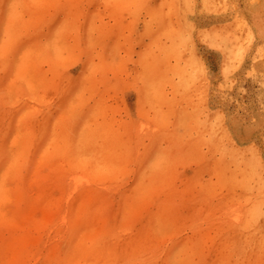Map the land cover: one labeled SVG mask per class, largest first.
I'll return each instance as SVG.
<instances>
[{
  "label": "rangeland",
  "instance_id": "1",
  "mask_svg": "<svg viewBox=\"0 0 264 264\" xmlns=\"http://www.w3.org/2000/svg\"><path fill=\"white\" fill-rule=\"evenodd\" d=\"M247 5V0H0L5 151L0 156V264H264V43L247 37ZM77 175L86 180L77 181ZM236 212L244 216L237 218Z\"/></svg>",
  "mask_w": 264,
  "mask_h": 264
},
{
  "label": "bare ground",
  "instance_id": "2",
  "mask_svg": "<svg viewBox=\"0 0 264 264\" xmlns=\"http://www.w3.org/2000/svg\"><path fill=\"white\" fill-rule=\"evenodd\" d=\"M160 1H161V0H160ZM247 1H248V5H247V8H246V9H247V15H246L245 18H244L243 28H244V30L246 31V33L248 34L247 37L249 36L250 40H254V42H255V41H259V42H263V43H264V0H247ZM168 3L170 4V2H168ZM161 5H162V3H161ZM171 5H172V4H171ZM195 7H196V6H195ZM195 7H194V8H195ZM122 8H123V7H122ZM167 8H168V7H167ZM174 8H175V7H174ZM195 10H196V9H195ZM74 11H75V10H74ZM74 11H73V12H74ZM197 12H198V11H197ZM199 12H200V11H199ZM193 13H194V12H193ZM186 14H187V13H186ZM195 14H197V13H195ZM200 14H202V13H200ZM154 15H156V14H154ZM212 15H213V14H212ZM193 16H194V15H193ZM196 16H197V15H196ZM198 16H199V15H198ZM217 16H218V15H217ZM227 16H228V15H227ZM208 17H210V16H208ZM151 18H153V17H151ZM186 18H187V17H186ZM220 18H221V17H220ZM224 18H225V17H224ZM190 19H191V15H190ZM207 19H208V18H207ZM227 19H228V18H227ZM227 19H226V20H227ZM230 19H231V18H230ZM230 19H229V20H230ZM152 20H154V18H153ZM223 20H224V19H223ZM204 22H205V21H204ZM207 23H208V22H207ZM207 23H206V24H207ZM213 23H214V22H213ZM199 24H201V23H199ZM210 24H211V23H210ZM166 26H167V25H166ZM203 26H205V25H203ZM173 27H174V26H173ZM163 29H164V28H163ZM171 30H173V29H171ZM175 30H176V29H175ZM175 30H174V31H175ZM191 30H192V29H191ZM51 31H52V30H51ZM160 31L162 32V30H160ZM164 31H165V30H164ZM168 31H169V30H168ZM174 31H173V33H174ZM169 32H170V31H169ZM178 32H179V31H178ZM178 32H176V33H178ZM49 33H50V32H49ZM108 33H109V32H108ZM185 33H186V32H185ZM170 34H171V32H170ZM211 34H212V33H211ZM211 34H210V35H211ZM158 35H159V34H158ZM167 35H168V32H167ZM173 35H174V34H173ZM178 35H179V33H178ZM181 35H182V34H181ZM212 35H213V34H212ZM219 35H221V34H219ZM24 36H26V35H24ZM156 36H157V34H156ZM160 36L162 37V35H160ZM160 36H159V37H160ZM165 36H166V35H165ZM168 36H169V35H168ZM189 36H191V35H189ZM207 36H208V35H207ZM216 36L219 37L218 35H216ZM216 36H215V37H216ZM222 36H224V35H222ZM45 37H46V36H45ZM169 37H170V36H169ZM177 37H178V36H177ZM186 37H187V36H186ZM20 38H21V37L19 36V37H18V40H19ZM156 38H157V37H156ZM167 38H168V37H167ZM171 38H172V37H171ZM182 38H184V37L182 36ZM182 38H181V39H182ZM212 38H213V36H212ZM154 39H155V38H154ZM168 39H170V38H168ZM76 40H77V38H76ZM170 40H171V39H170ZM152 41H153V40H152ZM160 41H161V39H160ZM196 41H197V39H196ZM219 41H220V40H219ZM20 42H22V41H20ZM26 42H27V41H26ZM171 42H172V41H171ZM181 42H182V41H181ZM222 42H223V41H222ZM27 43H30V42H27ZM36 43H37V42H36ZM39 43H40V42H39ZM150 43H152V42H150ZM169 43H170V42H169ZM173 43H174V40H173L172 44H173ZM183 43H185V41H183ZM191 43H192V42H191ZM227 43H228V42H227ZM223 44H224V42H223ZM38 45H39V44H38ZM51 45H52V44H51ZM152 45H153V44H152ZM157 45H158V44H157ZM161 45H162V44L160 43V47H162ZM163 45H167V44L164 42ZM174 45H175V43H174ZM174 45H173V46H174ZM177 45H178V44H177ZM15 46H16V45H15ZM173 46L171 45V47H173ZM227 46H229V45H227ZM179 47H180V45H179ZM189 47H190V46H189ZM207 47H208V46H207ZM224 47H225V46H224ZM157 48H158V47H157ZM175 48H176V47H175ZM177 48H178V46H177ZM183 48H184V47H183ZM195 48H196V47H195ZM159 49H160V48H159ZM179 49H180V48H179ZM47 50H49V49H47ZM173 50H174V48H173ZM173 50H172V51H173ZM188 50H189V48H188ZM191 50H192V49H191ZM213 50H214V49H213ZM144 51H146V50H144ZM154 51H155V50H154ZM158 51H159V50H158ZM161 51H162V50H161ZM166 51H167V50H166ZM166 51H165V52H166ZM152 52H153V51H152ZM167 52H168V51H167ZM167 52L165 53V56H167V55H166ZM48 53H49V52H48ZM48 53H47V54H48ZM147 53H148V52H146V55H148ZM157 53H158V52H157ZM162 53H163V52H162ZM177 53L180 54V50H179V52H177ZM189 53H190V51H189ZM49 54H50V53H49ZM49 54H48V55H49ZM143 54H144V53H143ZM143 54H142V55H143ZM150 54H151V52H150ZM153 54H154V52H153ZM48 55H47V56H48ZM142 55L139 56V57H141V59H142ZM151 55H152V54H151ZM151 55H150V56H151ZM190 55H191V53H190ZM215 55H216V54H215ZM162 56H163V55H162ZM162 56H160V54H159V57H162ZM179 56H180V55H179ZM191 57H192V55H191ZM208 57H209V56H208ZM130 58H131V57H130ZM246 58H247V57H246ZM48 59H49V58H48ZM147 59H148V58H147ZM164 59H165V58H164ZM196 59H197V58H196ZM143 60H144V59H143ZM151 60H152V59H151ZM172 60H173V59H172ZM191 60L193 61V59H191ZM194 60H195V59H194ZM170 61H171V60H170ZM250 61H251V60H250ZM149 62L154 63L153 61H149ZM163 62H164V60H163ZM190 62H191V61H190ZM197 62H198V61H197ZM207 62H208V61H207ZM156 63H157V62H156ZM156 63H154V64H156ZM174 63H175V62H174ZM174 63H172V64H174ZM185 63H186V62H185ZM192 63H193V62H192ZM199 63H200V65H202L200 61H199ZM246 63H247V62H246ZM190 64H191V63H190ZM243 64H244V63H243ZM69 65H70V64H69ZM103 65H104V64H103ZM174 65H176V64H174ZM196 65H198V63H197ZM200 65H198V66H200ZM8 66H9V65H6V67H8ZM52 66H53V65H52ZM65 66H66V65H65ZM138 66H139V65H137V67H138ZM152 66L155 67V65H152ZM176 66H178V65H176ZM181 66H183V64H182ZM181 66H180V67H181ZM187 66H188V64H187ZM57 67H59V66H57ZM67 67H68V66H67ZM103 67H104V66H103ZM124 67H125V66H124ZM154 67H151V68H152V71H153V69H155ZM168 67H169V66H168ZM174 67H175V66H174ZM178 67H179V66H178ZM194 67H196V66H194ZM243 67H244V66H243ZM243 67H242V68H243ZM4 68H5V67H4ZM8 68H9V67H8ZM54 68H55V66H54ZM61 68H62V67H61ZM61 68H60V69H61ZM63 68H64V66H63ZM100 68H101V67H100ZM125 68H126V67H125ZM240 68H241V67H240ZM101 69H103V68H101ZM172 69H173V68H171L170 70L172 71ZM183 69H184V68H183ZM191 69H192V68H191ZM191 69H190V70H191ZM193 69H194V68H193ZM214 69H215V68H214ZM218 69H219V68H218ZM165 70H166V69H165ZM170 70H169V71H170ZM173 70H174V69H173ZM185 70H186V67H185ZM197 70H198V69H197ZM240 70H241V69H240ZM240 70H239V72H240ZM8 71H9V70H8ZM35 71H36V70H35ZM35 71H34V72H35ZM58 71H59V70H58ZM160 71H161V70H160ZM174 71H175V70H174ZM177 71H178V70H177ZM177 71H176V72H177ZM180 71H181V70H180ZM237 71H238V70H237ZM41 72H42V71H41ZM69 72H70V71H69ZM71 72H72V71H71ZM161 72H162V71H161ZM163 72H164V71H163ZM166 72H167V70L165 71V73H166ZM178 72H179V71H178ZM185 72H187V71H185ZM37 73H38V71H37ZM80 73H81V72H80ZM124 73H125V72H124ZM165 73H164V75H165ZM169 73H170V72H169ZM179 73H180V72H179ZM190 73H191V72H190ZM33 74H34V73H33ZM58 74H59V73H58ZM68 74H70V73H68ZM155 74H156V73H155ZM158 74H159V73H158ZM162 74H163V73H162ZM2 75H3V74H2ZM60 75H61V74H60ZM126 75H127V74H126ZM153 75H154V74H153ZM159 75H160V74H159ZM166 75H167V73H166ZM174 75H175V74H174ZM197 75H198V74H197ZM242 75H244V73H243ZM45 76H46V75H45ZM127 76H128V75H127ZM167 76H168V75H167ZM167 76H166V77H167ZM170 76H171V75H170ZM180 76H181V75H180ZM185 76H187V75H185ZM229 76H230V75H229ZM231 76H232V75H231ZM1 77H2V76H1ZM3 77H4V76H3ZM3 77H2V78H3ZM40 77H41V76H40ZM43 77H44V76H43ZM67 77H68V76H67ZM158 77H159V76H158ZM213 77H214V76H213ZM243 77H244V76H243ZM128 78H129V77H128ZM163 78H164V76H163ZM177 78H178V77H177ZM177 78H176V80H177ZM196 78H197V76H196ZM239 78H240V77H239ZM244 78H245V77H244ZM36 79H37V78H36ZM126 79H127V78H126ZM154 79H155V77H154ZM50 80H51V79H50ZM66 80H67V79H66ZM66 80H65V81H66ZM137 80H138V79H136V81H137ZM48 81H49V80H48ZM53 81H54V80H53ZM133 81H135V79H134ZM174 81H175V80H174ZM190 81H191V80H190ZM45 82H46V80H45ZM171 82H172V81H171ZM46 83H48V82H46ZM51 83L54 84V82H52V81H51ZM64 83H65V82H64ZM64 83H63V84H64ZM107 83H108V82H107ZM107 83H106V84H107ZM125 83H126V81H125ZM134 83H135V82H134ZM168 83H169V85H170V82H168ZM190 83H191V82H190ZM201 83H202V81H201ZM215 83H216V82H215ZM53 84H52V85H53ZM135 84H136V83H135ZM162 84H163V83H162ZM49 85H50V84H49ZM74 85H75V84H74ZM110 85H111V84H110ZM201 85H204V84H201ZM19 86L22 87L21 85H19ZM64 86H65V85H64ZM128 86H129V84H128ZM163 86L165 87L164 84H163ZM166 86H167V85H166ZM191 86H192V84H191ZM193 86H194V85H193ZM232 86H233V84H232ZM4 87H5V85H4ZM46 87H47V86H46ZM57 87H58V85H57ZM57 87H55V88H57ZM179 87H180V86H179ZM201 87H202V86H201ZM73 88H74V87H73ZM73 88H72V90H73ZM188 88H189V87H188ZM196 88H198V87H196ZM1 89H2V88H1ZM20 89H21V88H20ZM43 89H44V88H43ZM63 89H64V88H63ZM129 89H131V88H129ZM165 89H166V88H165ZM24 90H26V89H24ZM39 90H40V89H39ZM70 90H71V89H70ZM131 90H132V89H131ZM137 90H138V88H137ZM141 90H142V89H141ZM190 90H191V89H190ZM166 91H167V90H166ZM169 91H170V90H169ZM185 91H186V90H185ZM194 91H195V90H194ZM59 92H60V91H59ZM68 92H69V91H68ZM167 92H168V91H167ZM183 92H184V91H183ZM257 92H258V91H257ZM259 92H261V91H259ZM20 93H21V92H20ZM20 93H19V94H20ZM23 93H24V92H23ZM125 93H126V92H125ZM125 93H124V94H125ZM163 93H164V92H163ZM165 93H166V92H165ZM191 93H192V92H191ZM255 93H256V92H255ZM39 94H40V93H39ZM70 94H71V93H70ZM172 94H173V91H172ZM182 94H183V93H182ZM194 94H195V93H194ZM194 94H192V95H194ZM259 94H260V93H259ZM21 95H23V94H21ZM21 95H20V96H21ZM43 95H44V94H42V97H43ZM122 95H123V94H122ZM0 96H2V95H0ZM16 96H17V95H16ZM70 96H71V95H70ZM124 96H125V95H124ZM3 97H4V96H3ZM28 97H29V95H28ZM30 97H31V96H30ZM39 97H40V96H39ZM22 98H23V97H22ZM175 98H176V97H175ZM184 98H185V97H184ZM37 99H38V98H37ZM179 99H181V98H179ZM190 99H191V98H190ZM261 99H262V97H261ZM261 99H260V100H261ZM5 100H7V99H5ZM44 100H45V98H44ZM135 100H136V99H135ZM3 101H4V100H3ZM23 101H24V100H23ZM23 101H22V102H23ZM38 101H39V100H38ZM142 101H143V100H142ZM142 101H141V102H142ZM179 101H180V100H179ZM188 101H189V99H188ZM192 102H193V99H192ZM211 102H212V101H211ZM4 103H6V102H4ZM18 103H19V102H18ZM28 103H29V102H28ZM41 103H42V102H41ZM44 103H47V102H44ZM134 103H135V102H134ZM136 103H137V101H136ZM30 104H31V103H29V105H30ZM47 104H48V103H47ZM50 104H51V103H50ZM123 104H124V102H123ZM140 104H141V103H140ZM188 104H189V103H188ZM188 104H187V105H188ZM197 104H198V103H197ZM9 105H10V104H9ZM22 105H23V104H22ZM172 105H173V104H172ZM11 106H12V105H11ZM24 106H25V105H24ZM140 106H141V105H139L138 107L140 108ZM165 106H166V105H165ZM212 106H213V104H212ZM19 107H20V106H19ZM32 107H33V106H32ZM32 107H31V108H32ZM36 107H37V106H36ZM44 107H45V106H44ZM133 107H134V106H133ZM179 107H180V106H179ZM186 107H187V106H186ZM201 107H202V106H201ZM37 108H38V107H37ZM37 108H36V109H37ZM63 108H64V107H63ZM92 108H93V107H92ZM144 108H145V107H144ZM193 108H195V107H193ZM123 109H124V106H123ZM136 109H137V108H136ZM191 109H192V108H191ZM195 109H196V108H195ZM37 110H38V109H37ZM56 110H57V109H56ZM118 110H119V107H118ZM132 110H133V109H132ZM199 110H200V109H199ZM4 111H5V110H4ZM7 111H8V110H7ZM35 111H36V110H34V112H35ZM77 111H78V110H77ZM88 111H89V110H88ZM140 111H141V110H140ZM150 111L152 112V110H150ZM202 111H203V110H202ZM202 111H201V112H202ZM261 111H262V110H261ZM9 112H10V111H9ZM37 112H38V111H37ZM37 112H35V113L37 114ZM79 112H80V111H79ZM124 112H125V111H124ZM124 112H123V113H124ZM132 112H133V111H132ZM176 112H178V111H176ZM176 112H175V113H176ZM194 112H195V111H194ZM259 112H260V111H259ZM262 112H263V111H262ZM3 113H4V112H3ZM3 113H2V114H3ZM16 113H17V110L15 111L14 114H16ZM19 113H20V112H19ZM54 113H55V112H54ZM75 113H76V112H75ZM75 113H74V114H75ZM179 113H180V112H179ZM195 113H197V112H195ZM204 113H205V112H204ZM12 114H13V113H12ZM31 114H32V113H31ZM57 114H58V113H57ZM100 114H101V113H100ZM100 114H99V115H100ZM131 114H132V113H131ZM131 114H130V115H131ZM28 115H29V114H28ZM33 115H35V114H33ZM70 115H71V114H70ZM86 115H87V112H86ZM86 115H85V116H86ZM205 115H206V114H205ZM205 115H203V116H205ZM230 115H231V114H230ZM83 116H84V115H83ZM83 116H82V117H83ZM95 116H97V114H96ZM101 116H103V113H102ZM141 116H142V115H141ZM199 116H200V115H199ZM207 116H208V115H207ZM0 117H1V116H0ZM11 117H12V116H11ZM22 117H24V116H22ZM50 117H51V116H50ZM69 117H70V116H69ZM72 117H75V116H72ZM130 117H132V116H130ZM220 117H221V116H220ZM13 118H14V115H13ZM13 118H11V119H13ZM15 118H16V117H15ZM55 118H56V117H55ZM80 118H81V117H80ZM98 118H99V117H98ZM104 118H105V117H104ZM107 118H108V117H107ZM109 118H110V117H109ZM109 118L107 119L108 121H110ZM111 118L113 119L114 117H111ZM140 118H141V117H140ZM214 118H215V117H214ZM218 118H219V116H218ZM66 119H67V118H66ZM70 119H71V118H70ZM96 119H97V117H96ZM96 119H95V120H96ZM130 119H131V118H130ZM138 119H139V118H138ZM198 119H199V118H198ZM48 120H49V119H48ZM51 120H52V118H51ZM53 120H54V119H53ZM61 120H62V119H61ZM101 120H103V118H101ZM101 120H100V121H101ZM105 120H106V119H104V120H103L104 122H103V121H102V122L105 123ZM113 120H114V119H113ZM117 120H118V119H117ZM119 120H120V119H119ZM121 120H122V119H121ZM141 120H142V119H141ZM141 120H140V121H141ZM200 120H201V119H200ZM206 120H207V119H206ZM217 120H218V119H217ZM14 121H15V120H14ZM66 121H67V120H66ZM81 121H82V120H81ZM100 121H98V123H99ZM122 121H123V120H122ZM122 121H121V122H122ZM190 121H191V120H190ZM207 121H208V120H207ZM21 122H22V120H21ZM49 122H50V120H49ZM51 122H52V121H51ZM60 122H61V121H60ZM60 122H59V123H60ZM67 122H68V121H67ZM77 122H79V121H77ZM96 122H97V121H96ZM96 122H93V123H96ZM114 122H115V121H114ZM154 122H155V121H153V123H154ZM191 122H192V121H191ZM195 122H196V121H195ZM195 122H194V123H195ZM219 122H220V121H219ZM118 123H120V122H118ZM131 123H132V121H131ZM194 123H193V124H194ZM209 123H210V122H209ZM228 123H230V122H228ZM16 124H17V123H16ZM48 124H49V123H48ZM62 124H63V122H62ZM71 124H72V123H71ZM76 124H77V123H76ZM107 124H108V123H107ZM189 124H190V123H189ZM244 124H245V123H244ZM49 125H50V124H49ZM52 125H53V122H52ZM80 125H81V124H80ZM104 125H105V124H104ZM120 125H121V124H120ZM120 125H119V126H120ZM144 125H145V124H144ZM231 125H232V124H231ZM8 126H9V125H8ZM12 126H13V124H12ZM50 126H51V125H50ZM76 126H77V125H76ZM109 126H111V129H110L111 131L115 128V127H114V128L112 129V126H113V125H109ZM109 126L107 125V127H105V128H108ZM131 126H132V125H131ZM141 126H142V124H141ZM152 126H153V125H152ZM152 126H151V128H152ZM208 126H209V125H208ZM21 127H22V126H21ZM23 127H24V126H23ZM26 127H28V128H33L32 121H29V122L26 121ZM48 127H49V126H48ZM117 127H118V126H117ZM123 127H124V126H123ZM135 127H136V126H135ZM196 127H197V125H196ZM196 127H195V128H196ZM213 127H214V125H213ZM262 127H263V126H262ZM8 128L10 129V127H7V129H8ZM90 128L93 129L92 127H90ZM136 128H138V127H136ZM139 128H140V127H139ZM154 128H155V127H154ZM195 128H194V129H195ZM197 128H198V127H197ZM197 128H196V129H197ZM199 128H200V127H199ZM202 128H203V126H202ZM230 128H231V127H230ZM7 129H6V130H7ZM9 129H8V130H9ZM116 129H117V128H116ZM119 129H120V128H119ZM124 129H125V128H124ZM166 129H167V128H166ZM166 129H165V130H166ZM200 129H201V128H200ZM204 129H205V128H204ZM207 129H208V128H207ZM216 129H217V128H216ZM223 129H224V128H223ZM234 129H235V128H234ZM0 130H1V128H0ZM22 130H23V129H22ZM45 130H46V128H45ZM45 130H44V131H45ZM55 130H56V129H55ZM110 130H109V131H110ZM127 130H128V129H127ZM157 130H158V128H157ZM88 131H89V130H88ZM121 131H122V130H121ZM161 131H162V130H161ZM8 132H9V131H8ZM56 132H57V131H56ZM59 132H60V130H59ZM95 132H96V131H95ZM107 132H108V131H107ZM114 132H116V131H113L112 133H114ZM119 132H120V131H119ZM119 132H118V133H119ZM263 132H264V131H263ZM31 133H32V132H31ZM31 133L29 132V134H31ZM48 133H50V132H48ZM92 133H93V132H92ZM121 133H122V132H121ZM131 133H132V132H131ZM161 133L163 134V132H161ZM161 133H160V134H161ZM166 133H167V132H166ZM166 133H165V134H166ZM197 133H200V132H197ZM203 133H204V132H202L201 134H203ZM261 133H262V132H261ZM46 134H47V131H46ZM59 134H60V133H59ZM63 134H66V133H63ZM87 134H88V133H87ZM96 134H97V133H96ZM103 134H106V133H103ZM107 134H108V133H107ZM114 134H115V133H114ZM162 134H161V135H162ZM201 134H199V135H201ZM3 135H4V134H3ZM5 135H6V133H5ZM119 135H120V134H119ZM131 135H132V134H131ZM171 135H172V134H171ZM199 135H198L197 137H199ZM95 136H97V135H95ZM98 136H99V135H98ZM98 136H97V137H98ZM107 136H108V135H107ZM114 136H115V135H114ZM116 136H117V135H116ZM116 136L113 137V140H117V141H118V138H116ZM134 136H135V135H134ZM156 136H157V135H156ZM162 136H163V135H162ZM162 136H161V137H162ZM226 136H227V135H226ZM251 136H252V134H251ZM31 137H32V136H31ZM89 137H90V136H89ZM104 137H105V136H104ZM170 137H171V136H170ZM174 137H175V136H174ZM201 137H202V136H201ZM213 137H214V136H213ZM213 137H212V138H213ZM239 137H240V136H239ZM4 138H5V137H4ZM100 138H101V137H100ZM107 138H108V137H106L105 139H107ZM115 138H116V139H115ZM125 138H126V137H125ZM135 138H136V137H135ZM157 138H158V137H157ZM159 138H160V137H159ZM162 138H164V137H162ZM162 138H160V139H162ZM199 138H200V137H199ZM246 138H247V137H246ZM24 139H25V138H24ZM67 139H68V136H67ZM88 139H89V138H88ZM92 139H93V138H92ZM92 139H91V140H92ZM126 139H127V138H126ZM131 139H132V137H131ZM153 139H154V138H153ZM202 139H203V138H202ZM228 139H229V138H228ZM4 140H5V139H4ZM57 140H58V139H57ZM60 140H61V139H60ZM62 140H63V139H62ZM97 140H98V139H97ZM103 140H104V138H103ZM151 140H152V138H151ZM175 140H176V139H175ZM198 140H199V139H198ZM200 140H201V138H200ZM207 140H208V139H207ZM248 140H249V139H248ZM37 141H38V140H37ZM39 141H40V140H39ZM63 141H64V140H63ZM66 141H67V140H66ZM82 141H83V145H86V144H84V140H82ZM89 141H90V140H89ZM95 141H96V140H95ZM109 141L111 142V139H110ZM121 141H123V140H121ZM124 141H125V140H124ZM124 141H123V142H124ZM144 141H145V140H144ZM157 141H158V139H157ZM161 141H162V140H161ZM161 141H160V142H161ZM176 141H177V140H176ZM201 141H202V140H201ZM205 141H206V140H205ZM214 141H217V140H214ZM57 142H58V141H57ZM61 142H62V141H61ZM70 142H71V141H70ZM80 142H81V140H80ZM91 142H92V141H91ZM100 142H101V141H100ZM110 142H109V143H110ZM128 142H129V140H128ZM133 142H134V141H133ZM206 142H207V141H206ZM206 142H204L203 144H205ZM223 142H224V141H223ZM27 143H28V142H27ZM41 143H42V140H41ZM54 143H55V141H54ZM89 143H90V142H89ZM94 143H95V142H94ZM96 143H97V142H96ZM98 143H99V142H98ZM103 143H104V142H103ZM103 143H102V144H103ZM117 143L119 144V142H117ZM146 143H147V142H146ZM173 143H174V142H173ZM200 143H201V142H200ZM200 143H199V144H200ZM224 143H225V142H224ZM28 144H29V143H28ZM39 144H40V143H39ZM59 144H60V146H61V143H59ZM77 144H78V143H77ZM99 144H100V143H99ZM99 144H98V145H99ZM110 144H111V143H110ZM112 144H113V143H112ZM112 144H111V145H112ZM147 144H148V143H147ZM147 144H146V145H147ZM150 144H151V142H150ZM157 144H158V143H157ZM174 144H175V143H174ZM219 144H220V143H219ZM74 145H75V144H74ZM78 145H79V144H78ZM87 145L89 146L88 143H87ZM87 145H86V146H87ZM92 145H93V144H92ZM106 145H107V143H106ZM114 145H115V143H114ZM114 145H113V146H114ZM125 145H126V144H125ZM131 145H132V144H131ZM144 145H145V144H144ZM146 145H145V146H146ZM159 145H160V144H159ZM209 145H210V144H209ZM223 145H224V144H223ZM3 146H4V144H3ZM3 146L0 144V156H1V157H2L3 153L5 154V151H4ZM30 146H31V145H30ZM35 146H36V147L39 146L38 143H37V145H35ZM56 146H57V145H56ZM62 146H63V143H62ZM67 146H68V144H67ZM86 146H85V147H86ZM95 146H96V144L94 145V147H95ZM102 146H103V145H102ZM116 146H117V144H116ZM118 146H119V145H118ZM126 146H127V145H126ZM135 146H136V145H135ZM145 146H144V147H145ZM157 146H158V145H157ZM175 146H176V145H175ZM210 146H211V145H210ZM212 146H213V145H212ZM176 147H177V146H176ZM200 147H202V146H200ZM207 147H208V146H207ZM33 148H34V147H33ZM97 148H98V146H97ZM102 148H105V147H102ZM102 148H101V149H102ZM115 148H116V147H115ZM115 148H114V150H115ZM119 148H120V147H119ZM139 148H140V147H139ZM146 148H147V147H146ZM146 148H145V149H146ZM149 148H150V147H149ZM149 148H148V149H149ZM209 148H210V147H209ZM215 148H216V147H215ZM229 148L231 149V148H233V147L230 146ZM244 148H245V147H244ZM50 149H51V148H50ZM50 149H49V150H50ZM58 149H59V148H58ZM63 149H65V148H63ZM67 149H68V148H67ZM86 149H87V147H86ZM111 149H112V148H111ZM111 149H110V150H111ZM227 149H228V148H226V150H227ZM235 149H236V148H235ZM237 149H238V148H237ZM239 149H240V147H239ZM239 149H238V150H239ZM54 150H55V149H54ZM54 150H53V151H54ZM112 150H113V149H112ZM114 150H113V151H114ZM125 150H126V148H125ZM128 150H129V149H128ZM134 150H135V149H134ZM150 150H151V149H150ZM209 150H210V149H209ZM238 150H237V151H238ZM244 150H245V149H244ZM32 151H33V149H32ZM51 151H52V150H51ZM58 151H59V150H58ZM75 151H77V150H75ZM87 151H88V150H87ZM102 151H104V150H102ZM106 151H108V148H107ZM131 151H132V150H131ZM215 151H216V150H215ZM219 151H220V150H219ZM221 151H222V150H221ZM229 151H231V150H229ZM234 151H236V150H234ZM250 151H252V150H250ZM34 152H35V151H34ZM55 152H56V151H55ZM116 152H117V151H116ZM142 152H143V150H142ZM232 152H233V151H232ZM50 153H51V152H50ZM63 153H64V152H63ZM97 153H98V152H97ZM107 153H109V151H108ZM117 153H118V152H117ZM119 153H120V152H119ZM194 153H195V152H194ZM198 153H199V152H198ZM205 153H206V152H205ZM222 153H223V152H222ZM236 153H239V152H236ZM240 153H241V152H240ZM255 153H256V152H255ZM55 154H56V153H55ZM59 154H60V153H59ZM59 154H58V155H59ZM75 154H76V153H75ZM103 154H104V153H103ZM110 154H111V153H110ZM113 154H114V153H113ZM121 154H122V153H121ZM149 154H150V153H149ZM252 154H253V153H252ZM252 154H251V155H252ZM27 155H28V154H27ZM32 155H33V154H32ZM51 155L53 156L54 154L51 153ZM114 155H115V154H114ZM243 155H244V154H243ZM23 156H24V155H23ZM56 156H57V155H56ZM87 156H88V155H87ZM98 156H99V155H98ZM104 156H105V155H104ZM119 156H120V155H119ZM254 156H255V155H254ZM1 157H0V159H1ZM3 157H4V156H3ZM108 157H109V155H108ZM108 157H107V158H108ZM117 157H118V156H117ZM120 157H121V156H120ZM211 157H212V156H211ZM218 157H219V156H218ZM220 157H221V156H220ZM220 157H219V158H220ZM259 157H260V156H259ZM69 158H70V157H69ZM73 158H74V157H73ZM75 158H76V157H75ZM98 158H100V157H98ZM147 158H148V157H147ZM243 158H244V157H243ZM246 158H247V157H246ZM19 159H20V158H19ZM50 159H52V158H50ZM115 159H116V158H115ZM138 159H139V158H138ZM207 159H208V158H207ZM215 159H216V157H215ZM235 159H237V158H235ZM257 159H259V158H257ZM23 160H24V157H23ZM71 160H72V159H71ZM182 160H183V159H182ZM204 160H205V159H204ZM213 160H214V159H213ZM237 160H239V158H238ZM237 160H236V161H237ZM260 160H261V158H260ZM180 161H181V160H180ZM208 161H210V160H208ZM211 161H212V160H211ZM48 162H50V161H48ZM69 162H70V161H69ZM71 162H75V161L72 160ZM78 162H79V161H78ZM90 162H91V161H90ZM136 162H137V161H136ZM142 162H143V161H142ZM212 162H213V161H212ZM215 162H216V161H215ZM234 162H235V161H234ZM250 162H251V161H250ZM29 163H30V162H29ZM50 163H51V162H50ZM145 163H146V162H145ZM261 163H262V162H261ZM59 164H60V163H59ZM62 164H63V163H62ZM80 164H81V162H80ZM91 164H92V163H91ZM123 164H124V163H123ZM140 164H141V163H140ZM140 164H139V165H140ZM205 164H206V163H205ZM213 164H214V162H213ZM252 164H253V163H252ZM254 164H256V163H254ZM18 165H19V164H18ZM92 165H93V164H92ZM143 165H144V164H143ZM211 165H212V163H211ZM217 165H219V164H217ZM220 165H221V164H220ZM235 165H236V164H235ZM19 166H21V165H19ZM45 166H46V165H45ZM47 166H48V165H47ZM51 166H52V164H51ZM72 166H74V165L72 164ZM77 166H78V165H77ZM77 166H75V168H76ZM82 166H83V163H82ZM82 166H79V167H82ZM140 166H141V165H140ZM212 166H213V165H212ZM221 166H222V165H221ZM242 166H244V165H242ZM252 166H254V165H252ZM252 166H251V167H252ZM255 166H256V165H255ZM49 167H50V166H49ZM56 167H57V166H56ZM61 167H63V166H61ZM65 167H66V166H65ZM70 167H71V166H70ZM125 167H126V166H125ZM125 167H124V168H125ZM224 167H225V165H224ZM224 167H223V169H224ZM226 167H227V165H226ZM226 167H225V168H226ZM247 167H248V166H247ZM19 168H20V167H18V169H19ZM47 168H48V167H47ZM73 168H74V167H73ZM86 168H87V166H86ZM132 168H133V167H132ZM215 168H216V167H215ZM215 168L213 167V169H215ZM217 168H218V166H217ZM234 168H235V166H234ZM234 168H233V169H234ZM61 169H63V168H61ZM76 169H78V168H76ZM83 169H84V168H83ZM134 169H135V168H134ZM134 169H133V170H134ZM140 169H142V168H140ZM202 169H203V168H202ZM207 169H208V168H207ZM218 169H219V168H218ZM227 169H228V168H226V170H227ZM240 169H241V168H240ZM251 169H252V168H251ZM260 169H261V168H260ZM124 170H125V169H124ZM133 170H132V171H133ZM215 170H216V169H215ZM220 170H221V169H220ZM224 170H225V169H224ZM230 170H231V169H230ZM254 170H255V169H254ZM256 170H257V169H256ZM256 170L253 171V172H256ZM57 171H58V170H57ZM62 171H63V170H62ZM171 171H172V170H171ZM212 171H213V170H212ZM231 171H233V170H231ZM63 172H64V171H63ZM74 172H75V171H74ZM88 172H89V170H88ZM129 172H131V170H130ZM214 172H215V171H214ZM226 172H227V171H226ZM233 172H234V171H233ZM237 172L240 173L239 171H237ZM248 172H250V169H249ZM253 172H252V174H253ZM263 172H264V171H263ZM55 173H56V172H55ZM75 173H76V172H75ZM91 173H92V172H91ZM125 173H127L126 170H125ZM231 173H232V172H231ZM231 173H230V175H231ZM48 174H49V172H48ZM61 174H62V173H61ZM77 174H78V173H77ZM103 174H104V173H103ZM107 174H108V173H107ZM107 174H106V175H107ZM132 174H133V172H132ZM171 174H172V173H171ZM214 174H215V173H214ZM226 174H227V173H226ZM235 174H236V172H235ZM246 174H247V173H246ZM255 174H256V173H255ZM50 175H51V174H50ZM58 175H60V173H59ZM65 175H66V173H65ZM71 175H72V174H71ZM81 175H86V174L82 173ZM81 175H80V176L77 175L78 178H77V176H76V180L79 181V182H82V181L86 180L85 176H81ZM87 175H89V174H87ZM106 175H104V176H106ZM108 175H111V174L109 173ZM133 175H134V174H133ZM135 175H136V174H135ZM198 175H199V174H198ZM259 175H260V174H258V176H259ZM47 176H48V175H47ZM104 176H102V177H104ZM112 176H113V173H112ZM209 176H210V175H209ZM217 176H219V175H217ZM246 176H247V175H246ZM261 176H262V175H261ZM21 177H22V175H21ZM25 177H26V176H25ZM62 177H63V176H62ZM68 177H69V176H68ZM106 177H107V176H106ZM195 177H196V176H195ZM228 177H229V176H228ZM235 177H236V176H235ZM262 177H263V176H262ZM87 178H88V177H87ZM91 178H93V176H92ZM110 178L112 179V177H110ZM114 178H115V177H114ZM193 178H194V177H193ZM202 178H203V177H202ZM237 178H238V177H237ZM239 178H240V176H239ZM26 179H27V178H26ZM60 179H62V178H59V180H60ZM72 179H73V178H72ZM145 179H146V178H145ZM203 179H204V178H203ZM203 179H202V180H203ZM244 179H245V178H244ZM258 179H259V178H258ZM21 180H22V179H21ZM66 180H67V179H66ZM66 180H65V181H66ZM94 180H95V179H94ZM131 180H132V179H131ZM133 180H134V179H133ZM133 180H132V183L134 182ZM184 180H185V178H184ZM199 180H200V179H199ZM202 180H201V181H202ZM204 180H205V179H204ZM22 181H23V180H22ZM90 181H91V180H90ZM96 181H97V180H96ZM193 181H194V179H193ZM228 181H229V180H228ZM239 181H240V180H239ZM239 181H238V182H239ZM38 182H39V181H38ZM56 182H59V181H56ZM73 182H74V181H73ZM93 182H94V181H93ZM100 182H101V181H100ZM129 182H131V181H129ZM195 182H197L196 179H195ZM205 182H206V181H205ZM205 182H204V183H205ZM230 182H231V181H230ZM238 182H237V183H238ZM39 183H40V182H39ZM52 183H53V182H52ZM63 183H64V182H63ZM77 183H78V182H77ZM87 183H88V182L86 181V184H87ZM96 183H97V182H96ZM188 183H189V182H188ZM191 183H192V181H191ZM191 183H190V184H191ZM228 183H229V182H228ZM257 183H258V182H257ZM260 183H261V182H260ZM50 184H51V183H50ZM50 184H49V185H50ZM61 184H62V183H61ZM64 184H65V183H64ZM74 184H75V183H74ZM74 184H73V185H74ZM97 184H98V183H97ZM114 184H115V183H114ZM133 184H134V183H133ZM202 184H203V183H202ZM208 184L210 185V183H208ZM214 184H215V183H214ZM239 184H240V182H239ZM106 185H107V184H106ZM195 185H196V184H195ZM228 185H229V184H228ZM237 185H238V184H237ZM240 185H241V184H240ZM44 186H45V185H44ZM53 186H54V185H53ZM61 186H62V185H61ZM98 186H99V185H98ZM170 186H171V185H170ZM170 186H169V187H170ZM204 186H205V185H204ZM226 186H227V185H226ZM241 186H242V185H241ZM263 186H264V185H263ZM54 187H55V186H54ZM87 187H88V186H87ZM89 187H90V186H89ZM89 187H88V188H89ZM94 187H96V186H94ZM101 187H102V186H101ZM103 187H105V186L103 185ZM106 187H107V186H106ZM106 187H105V188H106ZM161 187H163V185H161ZM161 187H160V188H161ZM175 187H176V186H175ZM177 187H178V186H177ZM182 187H183V186H182ZM210 187H211V186H210ZM218 187H219V186H218ZM42 188H43V187H42ZM58 188H59V187H58ZM70 188H71V187H70ZM73 188L76 189L74 186H73ZM73 188H71V189H73ZM78 188H79V187H78ZM123 188H124V187H123ZM160 188H159V189H160ZM230 188H232V186H230ZM107 189H108V188H107ZM115 189H116V188H115ZM118 189H119V188H118ZM167 189H168V187H167ZM175 189H176V188H175ZM180 189H181V188H180ZM205 189H206V188H205ZM222 189H223V188H222ZM257 189H258V188H257ZM42 190H43V189H42ZM88 190H89V189H88ZM94 190H95V189H94ZM97 190H98V189H97ZM124 190H126V189H124ZM157 190H158V189H157ZM172 190H173V189H172ZM191 190H192V189H191ZM213 190H214V189H213ZM213 190H212V192H213ZM225 190H226V189H225ZM228 190H229V188H228ZM261 190H262V189H261ZM62 191H64V190H62ZM90 191H91V190H90ZM158 191H159V190H158ZM173 191H174V190H173ZM194 191H195V190H194ZM194 191H193V192H194ZM199 191H200V190H199ZM218 191H220V190H218ZM232 191H233V189H232ZM258 191H260V190H258ZM262 191H263V190H262ZM45 192H46V190H45ZM65 192H66V191H65ZM67 192H68V191H67ZM80 192H81V191H80ZM95 192H96V191H95ZM106 192H107V191H106ZM108 192H109V191H108ZM177 192H178V191H177ZM189 192H191V191H189ZM193 192H192V193H193ZM234 192H235V191H234ZM251 192H252V191H251ZM251 192H249V193H251ZM256 192H257V191H256ZM74 193H75V192H74ZM97 193H98V192H97ZM99 193H100V192H99ZM156 193H157V192H156ZM160 193H161V192H160ZM160 193H159V194H160ZM163 193H164V192H163ZM195 193H196V192H195ZM216 193H217V192H216ZM216 193H215V194H216ZM236 193H237V192H236ZM45 194H46V193H45ZM49 194H50V193H49ZM59 194H60V193H59ZM87 194H88V193H87ZM119 194H120V193H119ZM125 194H126V193H125ZM125 194H124V195H125ZM157 194H158V193H157ZM157 194H156V195H157ZM179 194H180V193H179ZM207 194H208V192H207ZM209 194H210V193H209ZM227 194H229V193H227ZM227 194H226V197H227ZM81 195H82V194H81ZM180 195H182V193H181ZM201 195H202V194H201ZM224 195H225V194H224ZM234 195H235V194H234ZM262 195H263V194H262ZM55 196H56V195H55ZM68 196H69V194H68ZM107 196H108V194H107ZM125 196H126V195H125ZM162 196H163V195H162ZM175 196H176V195H175ZM204 196H205V195H204ZM235 196H236V195H235ZM43 197H44V196H42V198H43ZM108 197H109V196H108ZM173 197H174V195H173ZM173 197H172V199H173ZM194 197H195V196H194ZM208 197H209V196H208ZM219 197H220V196H219ZM237 197H239V196H237ZM42 198H41V199H42ZM62 198H63V197H62ZM69 198H71V196H70ZM122 198H123V197L121 196V199H122ZM190 198H191V197H190ZM211 198H212V197H211ZM240 198H241V197H240ZM250 198H251V197H250ZM43 199H44V198H43ZM43 199H42V200H43ZM121 199H120V200H121ZM154 199H155V198H154ZM163 199H164V198H163ZM174 199L176 200L177 197H176V198L174 197ZM181 199H182V198H181ZM181 199L179 198V200H181ZM186 199H187V198H186ZM203 199H204V198H203ZM207 199H208V198H207ZM242 199H243V198H242ZM73 200H74V199H73ZM75 200H76V199H75ZM177 200H178V199H177ZM201 200H202V199H201ZM213 200H214V199H213ZM233 200H234V199H233ZM251 200H252V199H251ZM251 200H250V201H251ZM117 201H118V200H117ZM159 201H160V200H159ZM159 201H158V202H159ZM164 201H165V200H164ZM182 201H183V200H182ZM189 201H190V200H189ZM204 201H206V200H204ZM228 201H230V200H228ZM58 202H59V201H58ZM69 202H71V201H69ZM160 202H161V201H160ZM160 202H159V204H160ZM190 202H192V201H190ZM190 202H189L188 204H190ZM193 202H194V201H193ZM197 202H198V201H197ZM207 202H208V201H207ZM212 202H214V201H212ZM72 203H73V202H72ZM87 203H88V202H87ZM119 203H120V202H119ZM161 203H162V202H161ZM171 203H172V202H171ZM186 203H187V202H186ZM242 203H243V202H242ZM65 204H66V203H65ZM113 204H114V203H113ZM117 204H118V203H117ZM152 204H153V203H152ZM162 204H163V203H162ZM201 204H202V203H201ZM204 204H205V203H204ZM207 204H208V203H207ZM232 204H233V203H232ZM70 205H71V204H70ZM120 205H121V204H120ZM120 205H119V206H120ZM194 205H195V203H194ZM211 205H212V204H211ZM235 205H236V204H235ZM240 205H241V203H240ZM67 206H68V205H67ZM148 206H149V205H148ZM158 206H159V205H158ZM160 206L162 207L161 204H160ZM185 206H186V205H185ZM207 206H208V205H207ZM221 206H223V205H221ZM108 207H109V206H108ZM172 207L175 208L176 206H172ZM172 207H170V208H172ZM186 207H187V206H186ZM225 207H227V206H225ZM241 207H242V206H241ZM243 207H244V205H243ZM64 208H65V207H64ZM117 208H118V207H117ZM117 208H116V210H117ZM149 208H150V207H149ZM167 208H169V207H167ZM177 208H178V207H177ZM180 208H181V207H180ZM195 208H196V207H195ZM195 208H194V209H195ZM263 208H264V207H263ZM263 208H262V209H263ZM65 209H66V208H65ZM158 209H159V207H158ZM178 209H179V208H178ZM200 209H201V208H200ZM214 209H215V208H214ZM216 209H217V208H216ZM216 209H215V210H216ZM219 209H220V208H219ZM221 209H223V208H221ZM109 210H111V208H110ZM109 210H108V211H109ZM112 210H113V209H112ZM154 210H155V209H154ZM172 210H173V208H172ZM211 210H212V209H211ZM217 210H218V209H217ZM65 211H66V210H65ZM176 211H177V210H176ZM176 211H175V212H176ZM205 211H206V209H205ZM212 211H213V210H212ZM67 212H68V210L66 211L65 214L62 213V215H63V219H62V220H63L65 223L68 221V220H67V218H68L67 215H68L69 213H67ZM142 212H143V211H142ZM146 212H147V211H146ZM155 212H156V211H155ZM167 212H168V211H167ZM172 212H173V211H172ZM184 212H185V211H184ZM191 212H192V211H191ZM152 213H153V212H152ZM188 213H189V212H188ZM111 214H112V213H111ZM170 214H171V213H170ZM180 214H181V212H180ZM180 214H179V215H180ZM199 214H200V213H199ZM214 214H215V213H214ZM243 214H244V213H243ZM184 215H185V214H184ZM184 215H182V216H184ZM190 215H191V213H190ZM202 215H203V214H202ZM220 215H221V214H220ZM60 216H61V215H60ZM83 216H85V215H83ZM88 216H89V215H88ZM112 216H114V215H112ZM243 216H244V215H243ZM243 216H242V213H241V212H236L235 217H237V218H241V217H243ZM150 217H152V216H150ZM167 217H168V216H167ZM174 217H175V216H174ZM186 217H187V216H185V218H186ZM189 217H190V216H189ZM85 218H86V217H85ZM88 218H89V217H88ZM88 218H87V219H88ZM106 218H107V217H106ZM111 218H112V217H111ZM185 218H184V219H185ZM187 218H188V217H187ZM57 219H58V218H57ZM68 219H69V218H68ZM149 219H150V218H148V220H149ZM175 219H176V218H175ZM175 219H174V220H175ZM214 219H216V217H215ZM229 219H230V218H229ZM233 219H234V218H233ZM242 219H243V218H242ZM245 219H246V217H245ZM54 220H55V219H54ZM74 220H75V219H74ZM107 220H108V219H107ZM148 220H147V221H148ZM77 221H78V220H77ZM81 221L83 222V218H82ZM90 221H91V220H90ZM128 221H129V220H128ZM190 221H191V220H190ZM216 221H217V220H216ZM218 221H219V220H218ZM235 221H236V220H235ZM242 221H243V220H242ZM255 221H256V220H255ZM257 221H258V220H257ZM79 222H80V221H79ZM79 222H78V223H79ZM84 222H85V221H84ZM84 222H83V223H84ZM250 222L252 223V221H250ZM99 223H100V222H99ZM140 223H141V222H140ZM143 223H144V222H143ZM185 223H186V222H185ZM207 223H209V222H207ZM217 223H218V222H217ZM220 223H221V222H220ZM236 223H237V222H236ZM74 224H75V223H74ZM81 224H82V223H81ZM180 224H181V223H180ZM201 224H202V223H201ZM215 224H216V223H215ZM232 224H233V223H232ZM240 224H241V223H240ZM66 225H67V224H66ZM76 225H78V224L76 223L75 226H76ZM139 225H140V224H139ZM204 225H205V223H204ZM204 225H203V226H204ZM241 225H242V224H241ZM80 226H81V225H80ZM190 226H192V225H190ZM211 226H213V225H211ZM46 227H47V226H46ZM46 227H45V228H46ZM61 227H62V226H61ZM76 227H77V226H76ZM131 227H132V226H131ZM201 227H202V226H201ZM209 227H210V226H209ZM209 227H208V228H209ZM231 227H234V226H231ZM62 228H63V227H62ZM62 228H61V229H62ZM72 228H73V225H72ZM78 228H79V227H78ZM145 228H146V227H145ZM181 228H182V227H181ZM195 228H197V227H195ZM234 228H235V227H234ZM135 229H136V228H135ZM139 229H141V228H139ZM142 229H143V228H142ZM202 229H203V228H202ZM227 229H228V228H227ZM53 230H54V229H53ZM62 230H63V229H62ZM62 230H61V231H62ZM76 230H77V229H76ZM15 231H16V230H15ZM63 231H64V230H63ZM129 231H130V230H129ZM142 231H143V230H142ZM148 231H149V230H147V232H148ZM197 231H199V229H198ZM207 231H208V229H207ZM216 231H217V230H216ZM221 231H222V230H221ZM248 231H249V230H248ZM12 232H13V231H12ZM121 232H122V231H121ZM149 232H150V231H149ZM179 232H180V231H179ZM199 232H200V231H199ZM203 232H204V231H203ZM71 233H72V232H71ZM118 233H119V232H118ZM131 233H132V232H131ZM133 233H135V232H133ZM215 233H216V232H215ZM220 233H221V232H220ZM225 233H226V232H225ZM234 233H235V232H234ZM261 233H262V232H261ZM72 234H73V233H72ZM135 234H136V233H135ZM135 234H134V235H135ZM149 234H150V233H149ZM203 234H204V233H203ZM254 234H255V233H254ZM257 234H258V233H257ZM13 235H14V234H13ZM41 235H42V234H41ZM56 235H57V234H56ZM128 235H130V234H128ZM150 235H151V234H150ZM178 235H179V234H178ZM187 235H188V234H187ZM210 235H211V234H210ZM213 235H214V234H213ZM231 235H232V234H231ZM240 235H241V234H240ZM10 236H11V235H10ZM136 236H137V235H136ZM200 236H201V232H200ZM211 236H212V235H211ZM216 236H217V235H216ZM235 236H236V235H235ZM244 236H245V234H244ZM253 236H254V235H253ZM255 236H256V235H255ZM262 236H263V235H262ZM8 237H9V236H8ZM89 237H90V236H89ZM152 237H154V236H152ZM175 237H176V236H175ZM180 237H181V236H180ZM182 237H185V236H182ZM190 237H192V234H191ZM195 237H196V235H195ZM201 237H202V236H201ZM212 237H213V236H212ZM221 237H223V236H221ZM47 238H48V237H47ZM69 238H70V237H69ZM92 238H93V236H92ZM111 238H112V237H111ZM113 238H114V237H113ZM127 238H128V236H127ZM149 238H150V237H149ZM197 238H198V237H197ZM202 238H203V237H202ZM225 238H226V236H225ZM243 238H244V237H243ZM246 238H247V236H246ZM2 239H3V238H2ZM8 239H9V238H8ZM60 239H61V238H60ZM77 239H78V238H77ZM108 239H109V238H108ZM108 239H107V240H108ZM192 239H193V238H192ZM206 239H207V238H206ZM208 239H211V238L208 237ZM69 240H70V239H69ZM75 240H76V239H75ZM102 240H103V238H102ZM123 240H124V239H123ZM143 240H144V239H143ZM164 240H166V239H164ZM168 240H169V239H168ZM180 240H181V239H180ZM217 240H218V239H217ZM243 240H244V239H243ZM1 241H2V240H1ZM76 241H77V240H76ZM104 241H105V240H104ZM111 241H112V240H111ZM148 241H149V240H148ZM174 241H176V240H174ZM181 241H182V240H181ZM192 241H194V240H192ZM218 241H219V240H218ZM235 241H236V240H235ZM260 241H261V240H260ZM37 242H38V241H37ZM73 242H74V241H73ZM106 242H107V241H106ZM178 242H179V241H178ZM189 242H190V241H189ZM240 242H241V241H240ZM255 242H256V241H255ZM4 243H5V242H4ZM42 243H43V242H42ZM68 243H69V241H68ZM109 243H110V242H109ZM121 243H122V242H121ZM152 243H153V242H152ZM202 243H203V242H202ZM224 243H225V242H224ZM261 243H262V242H261ZM37 244H39V243H37ZM69 244H70V243H69ZM71 244H74V243H71ZM77 244H78V243H77ZM106 244H107V243H106ZM106 244H105V245H106ZM117 244H118V243H117ZM117 244H116V245H117ZM190 244H191V243H190ZM206 244H207V243H206ZM216 244H217V243H216ZM220 244H221V243H220ZM108 245H109V244H108ZM122 245H123V244H122ZM171 245H172V244H171ZM208 245H209V244H208ZM208 245H207V247H208ZM241 245H242V244L240 243L239 247H241ZM2 246H3V244H2ZM36 246H37V245H36ZM46 246H47V245H46ZM71 246H73V245H71ZM146 246H147V245H146ZM163 246H164V245H163ZM212 246H213V245H212ZM215 246H216V245H215ZM220 246H222V245H220ZM255 246H256V245H255ZM263 246H264V245H263ZM0 247H1V246H0ZM81 247H82V246H81ZM159 247H160V246H159ZM224 247H225V246H224ZM228 247H229V246H228ZM239 247H238V248H239ZM246 247H248V246H246ZM58 248H59V247H58ZM74 248H75V247H74ZM76 248H77V247H76ZM82 248H83V247H82ZM106 248H107V247H106ZM147 248H148V247H147ZM161 248H162V247H161ZM218 248H219V247H218ZM0 249H1V248H0ZM29 249H30V248H29ZM38 249H40V248H38ZM41 249H42V248H41ZM77 249H78V248H77ZM114 249H115V248H114ZM145 249H146V248H145ZM155 249H156V248H155ZM163 249H164V248H163ZM168 249H169V248H168ZM219 249H220V248H219ZM219 249H217V250H219ZM222 249H223V248H222ZM236 249H237V248H236ZM42 250H43V249H42ZM59 250H60V249H59ZM150 250H151V249H150ZM160 250H161V249H160ZM206 250H207V248H206ZM210 250H211V249H210ZM223 250H224V249H223ZM252 250H253V249H252ZM0 251H1V250H0ZM71 251H72V249H71ZM75 251H76V249H75ZM77 251H78V250H77ZM122 251H123V249H122ZM127 251H128V250H127ZM154 251H155V250H154ZM202 251H203V250H202ZM258 251H259V250H258ZM260 251H261V249H260ZM36 252H37V251H36ZM56 252H57V251H56ZM72 252H73V251H72ZM72 252H71V253H72ZM78 252H79V251H78ZM114 252H115V251H114ZM119 252H120V251H119ZM152 252H153V251H152ZM152 252H151V253H152ZM203 252H204V251H203ZM233 252H235L234 249H233ZM237 252H238V251H237ZM44 253H45V252H44ZM57 253H58V252H57ZM79 253H80V252H79ZM103 253H104V252H103ZM123 253H124V252H123ZM147 253H148V252H147ZM166 253H167V252H166ZM220 253H221V251H220ZM222 253H223V252H222ZM245 253H246V252H245ZM247 253H249V251H248ZM247 253H246V254H247ZM255 253H256V252H255ZM29 254H30V253H29ZM110 254H111V253H110ZM210 254H211V253H210ZM218 254H219V253H218ZM218 254H217V255H218ZM232 254H233V253H232ZM240 254H242V253H240ZM58 255L60 256L59 253H58ZM99 255H100V254H99ZM102 255H103V254H102ZM111 255H112V254H111ZM117 255H118V254H117ZM152 255H153V254H152ZM152 255H151V257H152ZM233 255H234V254H233ZM237 255H238V254H237ZM248 255H249V254H248ZM260 255H261V254H260ZM71 256H72V255H71ZM153 256H154V255H153ZM208 256H209V255H208ZM218 256H219V255H218ZM220 256H221V255H220ZM235 256H236V255H235ZM261 256H262V255H261ZM33 257H34V256H33ZM54 257H55V256H54ZM76 257H77V256H76ZM116 257H117V256H116ZM233 257H234V256H233ZM233 257H232V258H233ZM5 258H6V256H5ZM38 258H39V257H38ZM44 258H45V256H44ZM46 258H47V257H46ZM51 258H52V257H51ZM60 258H61V257H60ZM110 258H111V257H110ZM212 258H213V257H212ZM64 259H65V258H64ZM70 259H71V258H70ZM70 259L67 258V260H70ZM111 259H112V258H111ZM124 259H125V258H124ZM194 259H195V258H194ZM245 259H246V258H245ZM263 259H264V258H263ZM48 260H49V259H48ZM115 260H116V259H115ZM206 260H207V259H206ZM213 260H214V259H213ZM237 260H238V259H237ZM246 260H247V259H246ZM251 260H252V259H251ZM42 261H43V260H42ZM58 261H59V260H58ZM62 261H63V260H62ZM71 261H74V260L71 259ZM122 261H123V260H122ZM34 262H36V261H34ZM79 262H80V261H79ZM165 262H166V261H165ZM32 263H33V262H32ZM64 263H65V262H64ZM99 263H100V262H99ZM118 263H119V262H118ZM141 263H142V262H141ZM146 263H147V262H146ZM207 263H208V262H207ZM250 263H251V262H250ZM259 263H260V262H259ZM29 264H30V263H29ZM39 264H40V263H39ZM53 264H54V263H53ZM57 264H59V263H57ZM112 264H113V263H112ZM244 264H245V262H244ZM253 264H254V263H253ZM260 264H261V263H260Z\"/></svg>",
  "mask_w": 264,
  "mask_h": 264
}]
</instances>
